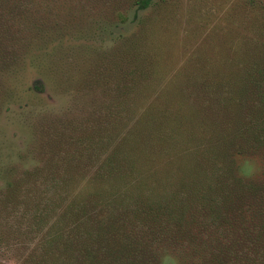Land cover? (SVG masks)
<instances>
[{"label": "rangeland", "instance_id": "374dc122", "mask_svg": "<svg viewBox=\"0 0 264 264\" xmlns=\"http://www.w3.org/2000/svg\"><path fill=\"white\" fill-rule=\"evenodd\" d=\"M141 1L0 0V185L8 172L62 160L90 134L101 141L94 173L110 151L108 125L116 145L145 116L159 142L152 189L185 191L169 158L207 150L217 110L228 108L217 90L264 74V0ZM251 164L257 178L262 162ZM82 174L76 181L92 177Z\"/></svg>", "mask_w": 264, "mask_h": 264}, {"label": "trees", "instance_id": "16d2710c", "mask_svg": "<svg viewBox=\"0 0 264 264\" xmlns=\"http://www.w3.org/2000/svg\"><path fill=\"white\" fill-rule=\"evenodd\" d=\"M260 76L249 75L228 93L217 90L228 108L219 106V134L208 139L207 150L169 158L168 165L173 158L182 168L183 193L152 189L159 142L145 116L116 145L115 127L108 125L110 151L99 155L104 161L94 173L101 141L91 134L45 168L8 172L0 185V264H264ZM187 133L189 147L195 135ZM260 160L262 174L251 178V163ZM82 173L92 177L82 180Z\"/></svg>", "mask_w": 264, "mask_h": 264}]
</instances>
